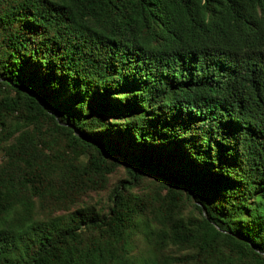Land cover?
I'll use <instances>...</instances> for the list:
<instances>
[{"label": "trees", "instance_id": "trees-1", "mask_svg": "<svg viewBox=\"0 0 264 264\" xmlns=\"http://www.w3.org/2000/svg\"><path fill=\"white\" fill-rule=\"evenodd\" d=\"M0 264H264V0H0Z\"/></svg>", "mask_w": 264, "mask_h": 264}, {"label": "rangeland", "instance_id": "rangeland-1", "mask_svg": "<svg viewBox=\"0 0 264 264\" xmlns=\"http://www.w3.org/2000/svg\"><path fill=\"white\" fill-rule=\"evenodd\" d=\"M0 180H1V178H0Z\"/></svg>", "mask_w": 264, "mask_h": 264}]
</instances>
